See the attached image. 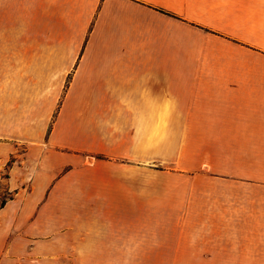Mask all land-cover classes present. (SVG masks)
Listing matches in <instances>:
<instances>
[{"label":"crops","instance_id":"0c3cea01","mask_svg":"<svg viewBox=\"0 0 264 264\" xmlns=\"http://www.w3.org/2000/svg\"><path fill=\"white\" fill-rule=\"evenodd\" d=\"M4 180L0 264H264V0H0Z\"/></svg>","mask_w":264,"mask_h":264},{"label":"rangeland","instance_id":"374dc122","mask_svg":"<svg viewBox=\"0 0 264 264\" xmlns=\"http://www.w3.org/2000/svg\"><path fill=\"white\" fill-rule=\"evenodd\" d=\"M65 92L66 91L64 90V93ZM61 103H62V101H61ZM61 103H60V105H61ZM59 108H60V106H59ZM59 108H58V110H59ZM56 115H57V113L55 114L53 120H55ZM156 164H157V166H154V169L171 170V169L167 168L166 165L164 166V165L159 164V163H156ZM8 195H9V191L7 190V187H6V181L4 180L0 183V201L3 200L5 197H8Z\"/></svg>","mask_w":264,"mask_h":264},{"label":"trees","instance_id":"16d2710c","mask_svg":"<svg viewBox=\"0 0 264 264\" xmlns=\"http://www.w3.org/2000/svg\"><path fill=\"white\" fill-rule=\"evenodd\" d=\"M12 198H13V193L9 192L8 197H5L3 200L0 201V206H4Z\"/></svg>","mask_w":264,"mask_h":264}]
</instances>
